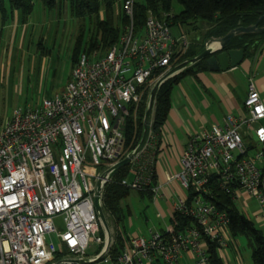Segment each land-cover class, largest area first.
<instances>
[{"label": "built area", "instance_id": "2783aa9c", "mask_svg": "<svg viewBox=\"0 0 264 264\" xmlns=\"http://www.w3.org/2000/svg\"><path fill=\"white\" fill-rule=\"evenodd\" d=\"M134 2L119 0L126 22L117 40L103 51L81 52L59 94L15 108L0 124V264H177L184 252L196 264H210L204 239L217 243L218 254L232 239L226 212L212 200L214 188L234 203L254 200V217L264 222V99L251 75L242 113L192 132L179 170L166 176L183 189L169 216L180 212L195 226L128 235L116 260L110 258L113 240L94 208L96 184L101 205L110 168L131 152L124 151L127 118L144 98L147 105L159 78L182 63L178 54L190 45L184 33L172 35L170 12L148 13L135 30ZM149 148L146 142L126 164L130 177L121 185L142 190L149 184L142 161ZM159 188L157 182L151 188L153 200ZM98 231L100 249L87 256L88 240Z\"/></svg>", "mask_w": 264, "mask_h": 264}, {"label": "trees", "instance_id": "16d2710c", "mask_svg": "<svg viewBox=\"0 0 264 264\" xmlns=\"http://www.w3.org/2000/svg\"><path fill=\"white\" fill-rule=\"evenodd\" d=\"M47 9H56L58 12L66 5L72 17L87 19L88 23H80L72 49V63L77 60L81 52L92 50L103 51L113 44L122 31V24L126 18L121 12L114 16V4L119 0H39ZM172 0H142L135 1L133 6V25L135 30L142 27L148 13L160 16L162 12H170L168 20L170 27L173 25H190L191 29H198L197 25L204 23L206 29L203 33V41L190 44L184 53L178 54V62L192 59L203 50V44L210 38L224 36L229 30L241 26L253 24L259 16L264 15V0H175L181 6L177 14L171 13ZM31 0H0V29L13 21L25 24L32 13ZM200 22V23H199ZM258 26H264L262 18ZM264 47V31L241 33L230 38L226 49H242L244 57H253ZM205 59H200L184 68L180 73L166 79L158 88L151 118L150 134L147 140L150 148L147 151V161L142 157L145 167L150 171V182L142 190H135L140 196H147L152 200L151 188L157 182L155 174V162L160 151L161 128L167 118L171 107L172 92L181 79L187 75L195 77L198 72L207 69ZM161 70L154 72L151 79L160 74ZM146 111V98L139 102L135 110L127 118L124 133V151H132L138 144L143 131V117ZM129 165H125L112 173V179L104 186L101 198V208L104 215L110 217L116 227L113 241L108 254L115 261L128 235L121 226L125 218L121 201L132 190L120 184V181L129 175ZM188 200L191 190L186 191ZM213 202L219 209H223L228 218V229L231 237L244 236L250 245V258L252 264H264V234L254 221L242 215L231 198L213 189ZM168 225L175 231H183L185 228L195 226L193 219L173 212L168 218ZM164 232V229H160ZM205 240V248L210 264H221V258L217 252V243ZM48 264V263H47Z\"/></svg>", "mask_w": 264, "mask_h": 264}, {"label": "rangeland", "instance_id": "374dc122", "mask_svg": "<svg viewBox=\"0 0 264 264\" xmlns=\"http://www.w3.org/2000/svg\"><path fill=\"white\" fill-rule=\"evenodd\" d=\"M31 2L33 10L26 24L24 26L14 24L13 27H9V33L10 31L15 32L14 40L10 43L8 41L6 46L0 44V124L11 116L15 108L24 105L36 106L43 97L55 96L61 92L70 78L73 67L71 54L78 25L88 23L87 19L72 17L66 5L58 12L56 9H45L39 0ZM113 8L116 18L120 10L118 1ZM180 10V4L172 0L171 13L177 14ZM201 26L203 27V23L197 25L198 29L195 30L191 29L190 25H185L184 28L194 32H203L199 31ZM175 30L176 26H171L172 34ZM248 63V75L252 73L257 79L263 77L264 50L250 58ZM234 78L237 84L235 91L240 94V91L243 92L246 89L247 82L246 75L240 66L235 68ZM191 79L187 75L179 83L184 81L188 84ZM262 124L264 126V121ZM97 170L98 168L93 169L94 172ZM158 201L164 206L163 201L159 199ZM121 205L126 215L121 226L127 235L146 236L149 229L160 230L169 223L167 218H158L153 199L149 200L145 195L140 196L135 190L129 192V195L121 201ZM236 207L242 215L251 218L254 217L257 204L254 200L245 203L237 201ZM105 219L109 235L113 240L116 227L110 217L105 215ZM254 223L264 234L263 225L258 224L256 220ZM95 237H102V232L98 231L94 236H90L85 250L87 256L97 254L100 249V244L94 240ZM52 241L54 245L57 244L54 236H52ZM235 241L242 257L250 260L248 240L244 236H237Z\"/></svg>", "mask_w": 264, "mask_h": 264}, {"label": "crops", "instance_id": "0c3cea01", "mask_svg": "<svg viewBox=\"0 0 264 264\" xmlns=\"http://www.w3.org/2000/svg\"><path fill=\"white\" fill-rule=\"evenodd\" d=\"M14 24L24 26L26 23L20 24L15 20L0 29V44L3 46H6L8 41L10 43L11 40H14L15 32L12 33L10 31L9 33L8 31V28L13 27ZM175 26L176 30L172 34L173 36L184 33L190 44L203 41V33L206 29L204 23L203 27L201 26L199 29V31L202 30L203 32H194L192 30H185L184 26ZM263 50L264 47L257 53ZM253 57H244L238 66L244 71L247 80L249 76H254L259 93L264 99V75L260 79L255 78V75L252 73L248 75V60ZM235 68H230L227 71H210L206 69L205 71L198 72L195 77L190 76L192 79L188 84L183 81V83L178 84L179 86H175L172 92L171 107L161 128L160 151L154 167L157 184L160 187L157 194L159 198L153 200L157 208L156 215L158 218L168 219L172 203L183 195V189L179 182L177 180L167 181L166 176L179 170L178 159L189 135L196 130L208 128L212 124L222 125L223 118L227 114L237 117L242 113V101L245 97L246 89L243 92L240 91L242 98L237 93L238 91H235L237 89L234 78ZM158 199L164 202V206L161 205ZM250 219L256 220L258 224L264 227V222L260 221L258 217H251ZM250 254H248L249 258ZM219 257L221 258V264H252L251 258L248 260L242 257L233 237L228 246L219 253ZM177 264L196 263L189 253L184 252L177 261Z\"/></svg>", "mask_w": 264, "mask_h": 264}, {"label": "water", "instance_id": "95a60500", "mask_svg": "<svg viewBox=\"0 0 264 264\" xmlns=\"http://www.w3.org/2000/svg\"><path fill=\"white\" fill-rule=\"evenodd\" d=\"M264 18V15L258 17V19L251 25L248 26H241L238 25L237 27L229 30L224 36L218 38H210L204 42L203 50L193 57L192 59L185 60L171 71L163 75L159 78L155 86L150 92V96L146 105V111L143 117V131L141 138L136 145V147L128 153L121 161L116 163L114 166L110 168V172L116 171L119 168L125 166L129 161L136 156L145 146L150 133V126H151V118L153 113V107L155 102V95L159 88V86L168 78V76L174 72L175 70L186 68L193 64L194 62L206 58L205 63L207 69L210 71H227L230 68H235L241 64L244 59V51L242 49H226L227 41L235 35L241 33H251V32H262L264 31V26H258L260 20ZM212 44H217L215 48H212ZM94 208L101 220V223L104 229L107 232L108 242L110 239L109 229L106 223L105 215L100 205V191H99V183L96 184L95 189V196H94Z\"/></svg>", "mask_w": 264, "mask_h": 264}, {"label": "bare ground", "instance_id": "6f19581e", "mask_svg": "<svg viewBox=\"0 0 264 264\" xmlns=\"http://www.w3.org/2000/svg\"><path fill=\"white\" fill-rule=\"evenodd\" d=\"M212 45H215V44H212Z\"/></svg>", "mask_w": 264, "mask_h": 264}]
</instances>
